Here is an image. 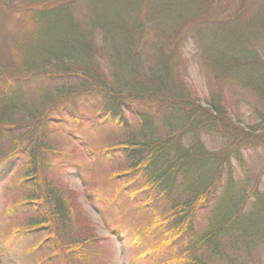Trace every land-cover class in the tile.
<instances>
[{"label": "trees", "instance_id": "1", "mask_svg": "<svg viewBox=\"0 0 264 264\" xmlns=\"http://www.w3.org/2000/svg\"><path fill=\"white\" fill-rule=\"evenodd\" d=\"M9 1L14 2V0ZM153 1L157 3L156 0ZM177 1L180 0H171V3H168L169 9ZM194 1L195 7L198 5V13L201 15L206 13L204 10H208L207 4L210 0ZM31 2L28 1L26 7L13 8L17 11H28L27 14L30 16L33 14L32 17L38 22L34 31L36 35L48 15L54 16L58 21L65 18L71 22V14L82 16L75 15L79 0H32ZM187 5L184 15L180 12H172L168 20L175 30H179L177 27L180 28L181 22L186 20L185 12L194 10L192 4ZM8 7L10 5L6 3L5 9L7 10ZM129 7L132 8L129 16L131 22L126 24L127 28H123L118 45V41H113L109 36L112 30L109 23L110 16L108 18L103 15L100 20H91L89 27L83 23L77 34L69 31L57 35L59 38L54 44L40 40L37 54L36 51L24 49L25 65L15 69L24 76L17 82L13 78L12 84L4 92L1 100L0 158L5 154H18L25 158L18 176L22 175L21 181L28 187V192L30 189L31 191L28 196L22 198V201H29L34 207L40 206V202L44 201L50 209L39 211L43 222L54 225L56 236L61 227L71 239L63 248L71 252L69 259H87L93 264L95 259L90 253L92 250L90 244L95 245L94 229L91 228L90 220L83 214L81 207L75 202V196L71 197L67 182L51 169L54 153L59 156L65 153L60 148V142L57 141L59 122L57 118H53V109L58 107L59 110L70 100L74 104L92 101L94 96L99 94L107 102L106 110L119 117L124 115L129 118L128 100L156 99L159 87L150 82L153 83L155 78H160L164 88L163 94L168 93L170 98L174 99L188 96L192 106L179 109L175 103H171L170 108L174 117L164 119L161 123L158 119L152 121L140 115L139 124L136 125L130 118L120 123H123L120 127L124 129L118 136V139L122 140L118 141V145L121 143L120 145L125 148L129 162L125 171H133L136 178L140 176L148 179L144 187L148 186L152 192L156 191L157 202L154 205L169 204V210L161 212L158 210L147 225L150 231L157 232L158 237L163 238V242L159 245L155 242L153 250L172 249L165 254L169 258L167 261L173 264H251V256L255 254L257 245L264 246V233L260 232V225L256 226L257 231L254 232L249 224L258 218V214L264 224V191L256 190V185L254 191L246 189L243 185L235 189L231 170L228 173L229 179L220 193L218 191L223 165L230 166L231 155L240 156L242 152L240 147L244 144L255 142L254 146H257V142L264 143V84L256 86L243 78L235 79L236 89H246L255 93L259 107L257 106L258 111L251 118L257 120V117H260L249 127L239 126L240 130H234L233 119H228V108L222 102L215 104L213 101L212 106L207 109L200 100L192 97L187 86H179L180 97L172 92L173 84L170 83V77L173 70L167 67V61L162 58V50L158 52L156 58L150 56L143 60L140 56L134 36L144 30V25L157 22L167 37V31L160 23L165 21L168 15L161 11V4L148 10L149 8L145 9V6L140 7L138 0H133ZM142 9L146 10L143 19L138 16V12ZM194 14L196 17L197 14L195 12ZM238 19L236 23L227 19L216 24L215 30L219 34V42L212 46L206 42L204 33L199 34V39L203 43L202 49L212 65L216 64L217 53H221L222 56L224 52L227 54L222 57V62L218 61L221 63H218L220 67L217 69L223 70L217 76L223 79L226 73L229 75L233 68L245 63L263 66L264 74V62L257 52L259 40L264 38V19L256 18L252 20L253 22H243L244 18L240 16ZM227 28L236 32L249 31V39L246 41L248 46L246 49L250 52L248 60L243 58V55L247 56L248 53L240 51L236 44L230 47L227 43L224 45L225 50L219 52ZM215 30H213L214 34H216ZM96 32H103L104 37L101 40L97 39ZM36 35L28 38L29 43ZM89 36L95 39H90ZM109 45H111L110 53ZM214 47H217L216 53L213 52ZM9 51L5 49L3 56ZM150 58L157 62L158 67L159 63L162 65L161 72L156 73L152 66L147 69L148 62L150 65L154 64L149 61ZM1 59L0 63L3 64ZM141 71L145 75L144 79L154 77L148 81L149 84H140L138 75H141ZM39 79L41 81L35 85ZM182 80L181 77L180 81ZM37 85H42L43 93L38 92L35 87ZM181 102L185 103L184 100ZM69 110L72 111L70 107ZM221 120L227 123L226 131L229 130L234 133L233 135L238 134L240 137H237V140H229L224 149L215 153L206 149L201 135L206 128H215L214 125L219 124ZM76 121L80 122V119L76 118ZM101 122L103 123V119ZM112 135L116 139V133ZM194 164H204L209 170L199 179L195 169L191 167ZM215 196L217 199L212 200ZM142 202L147 203L148 200ZM203 209L206 213L209 211L205 218L206 224L197 230L196 216ZM50 234L52 236L51 231ZM184 249L186 251H183ZM214 255L215 259L212 257ZM253 264L260 263L253 260Z\"/></svg>", "mask_w": 264, "mask_h": 264}, {"label": "rangeland", "instance_id": "2", "mask_svg": "<svg viewBox=\"0 0 264 264\" xmlns=\"http://www.w3.org/2000/svg\"><path fill=\"white\" fill-rule=\"evenodd\" d=\"M28 1L32 0L24 2L0 0V58L3 63H0V106H2L3 94L12 81L15 79L17 82L24 76L15 69L25 65L26 61L23 59L25 48L28 51H36L35 54H37L40 49V40L54 44L59 38L57 35H63L69 31L77 34L83 23L89 27V22L100 20L103 15L108 18L110 16L109 23L112 30L109 36L113 38V41H118V45L122 38L123 28H127L126 24L131 22L129 16L132 8L129 6L133 0H79L78 11L75 15L82 16L71 14L72 23L65 18L58 21L54 16L49 17L48 15L36 35L34 31L38 22L35 17V19L32 17L33 14L31 13L30 16L27 10V12L17 11L13 8L14 6L15 8L26 7ZM170 1L156 0L157 3H155L153 0H138L140 7L145 6L144 8H149L148 10L150 7L153 9V6L157 7L161 4V11L168 15V18H165L168 24L165 21L160 23L158 20L161 27L166 29L167 37L157 22L144 25V30L135 34V44L140 50V56L143 60L150 56L156 58L158 52L162 50V58L167 61V67L173 70L170 77V83L173 84L172 92L180 97L179 86H187L192 97L200 100L203 107L207 109L212 106L213 101L215 104L222 102L228 108V119H233L234 130H240L239 126L245 128L256 123L260 116L257 120L251 118L258 111L256 95L246 89H236L235 79L240 77L250 84L263 85V66L240 64L233 68V71L229 70L231 76L224 72L223 79L217 76L222 73L220 71L223 69L218 70L217 68L220 67L218 63L222 62V57L224 58L227 54L224 52L222 56L221 53H217L216 64L212 65L202 49L203 43L199 39V34L204 33L206 42L211 46L217 44L219 34L215 29H217L218 22L228 19L227 21L231 20L236 23L239 16L244 18L243 22H250L256 18L264 19V0H210L207 4L208 10H204L206 13L202 15L198 13V5L195 7L194 0L177 1L169 9ZM6 3L10 5L7 10L5 9ZM187 4H192L194 10H189V13L185 12L186 20L181 22L180 28L177 27L179 30H175L168 20L172 12H180L184 15ZM194 12L197 14L196 17ZM145 13L146 10L142 9L138 12V16L143 19ZM149 13H154V11H149ZM106 20L108 22V19ZM248 32H236L227 28L219 52L225 50L224 45L227 43L230 47L236 44L240 51L248 53L247 56L243 55L244 60H248L250 56V52L246 49L248 47L246 41L249 39ZM35 35L36 37L29 43L28 38ZM95 35L99 40L104 37L103 32H96ZM89 38L95 39L93 36ZM94 41L97 44V41ZM110 46H108L109 53L111 52ZM5 49L10 51L3 56ZM214 49L213 52L216 53L217 47ZM257 52L264 62V38L259 40ZM149 61L154 64L150 65L148 62L147 69L152 66L156 73L161 72L160 63L158 67L157 62L151 58ZM144 76L141 71V75H138L140 84H149L148 81L154 78L150 76L147 80ZM181 77L186 83L183 80L180 81ZM157 79L155 78L153 83L150 82L157 88L159 87L156 99L128 100L129 118L124 115L119 117L106 110L107 102L99 94H96L92 101L74 104L70 100L59 110L58 107L53 109V118H57L59 122L57 141L60 142V148L65 153L60 156L54 153L51 169L67 182L71 197L75 196V202L81 207L83 214L90 220L91 228L94 229L93 242L95 245L90 244V249H92L90 253L95 259L93 264H173L167 261L169 258L165 254L172 249L153 250L155 242L159 245L163 242V238L158 237V233L150 231L147 226L158 210L159 212L169 210V204L154 205L157 202L156 191L152 192L148 186L144 187L148 179L140 176L136 178L133 171H125L129 165L126 150L120 145L121 143L118 145V141H122L118 139V136L124 129L120 127L123 124H120L121 122H126L131 118L137 125L139 116L143 115L152 121L158 119L161 123L164 119L174 117L170 108L171 103H175L179 109L192 106L188 96L181 97L185 101L182 103L181 98H170L166 92L163 94V83L161 84L160 78ZM40 81L41 79L35 85ZM35 87L40 94L43 93L42 85ZM76 118H79L80 122H77ZM225 126L227 123L221 120L219 124L214 125L215 128H206L203 131L201 140L207 150L219 153L227 146L229 140H237V137H240L238 134L233 135L234 133L229 130L226 131ZM114 133H116V139L112 135ZM254 145L255 142L244 144L240 147L241 155L232 154L230 166L223 165L218 193L229 179V170L233 173L235 189L243 185L246 189L254 191L256 185V190L264 191V143L257 142V146ZM24 159L18 154H5L0 158V264H90L87 259H69L71 252L63 248L71 239L61 227L56 236L54 225L43 222L39 211L50 209L44 201H39L40 206L35 207L29 201H22V198L28 196L31 191L30 189L28 192V187L21 181L22 175L18 176ZM191 167L195 169V174L199 179L209 170L204 164H194ZM215 199L217 196L212 200ZM146 200H148L147 203L142 202ZM208 213L209 211L206 213L204 209L197 213L195 224L197 230L205 226ZM259 217L260 214L254 222L251 221L249 224L254 232L257 231L256 226L260 225V232L264 233V224ZM63 227L65 229V226ZM50 231L52 236H50ZM256 248L255 254L251 256V264L253 260L264 264V246L257 245ZM212 257L215 259L216 256Z\"/></svg>", "mask_w": 264, "mask_h": 264}]
</instances>
